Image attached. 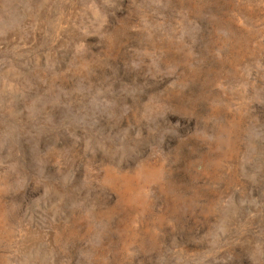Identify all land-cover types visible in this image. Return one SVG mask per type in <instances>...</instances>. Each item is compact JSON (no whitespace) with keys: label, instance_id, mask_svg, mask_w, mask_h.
Returning a JSON list of instances; mask_svg holds the SVG:
<instances>
[{"label":"rangeland","instance_id":"obj_1","mask_svg":"<svg viewBox=\"0 0 264 264\" xmlns=\"http://www.w3.org/2000/svg\"><path fill=\"white\" fill-rule=\"evenodd\" d=\"M0 264H264V0H0Z\"/></svg>","mask_w":264,"mask_h":264}]
</instances>
